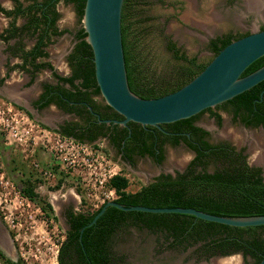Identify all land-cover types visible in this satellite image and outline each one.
Masks as SVG:
<instances>
[{"label": "trees", "instance_id": "trees-1", "mask_svg": "<svg viewBox=\"0 0 264 264\" xmlns=\"http://www.w3.org/2000/svg\"><path fill=\"white\" fill-rule=\"evenodd\" d=\"M10 1V8L0 7V12L9 19L0 32V40L6 44L9 57L17 58L18 62L7 68L5 77L7 71L19 70L26 73L31 82L39 71H50L55 84L42 83V91L33 104L42 108L54 103L78 117V122L65 123L61 129L55 130L57 133L86 143L104 137L130 166L133 154L148 156L160 164L164 157V145L177 146L181 143L192 153L181 170H174L173 173L161 171L134 191L126 190L128 179L124 175H110L104 185L114 193L111 200L123 206L190 207L225 217L264 215L261 168L247 162L242 148L237 149L225 141L210 142L208 132L194 124L198 115L208 112L219 125L221 117L212 110L213 107L188 118L161 123L158 127L142 126L131 121L126 123V127L115 123H97L112 109L105 104L102 108L94 104L93 96L99 91L93 75L91 50L85 41L82 26L75 30V43L66 56L67 75H58L46 60V47L67 31L57 27L59 14L56 4L59 1L71 4L80 21L84 0ZM233 1L227 0L229 3ZM176 3L179 4L173 1L170 5ZM148 6L147 0H122L120 11L126 82L129 90L140 98H155L175 91L199 73L226 44L248 33L227 31L208 38L205 47L210 56L200 59L195 54L187 55L182 51L163 32V25H154V17L146 13ZM18 19L22 22L17 23ZM154 30H157L159 42L168 54L167 59L158 58L149 45L148 36ZM25 41H31V45L26 46ZM263 64L264 54L252 61L240 76L253 72ZM88 105L102 112L96 110L98 116L92 115ZM214 107L226 110L232 121L264 129V79ZM113 117L122 118L115 112ZM20 181L21 195L34 200L37 180L26 176ZM105 201L93 211L64 212L67 228L58 242L57 264H131L123 245L135 241L136 238L130 239L135 233L150 236V243L158 254L188 251L184 260H192L193 263L208 261L214 256L240 254L244 261L247 258L250 260L249 264H258L264 256V224L235 227L188 214L123 211L107 206L88 225ZM40 209L56 219L49 202L42 200Z\"/></svg>", "mask_w": 264, "mask_h": 264}, {"label": "rangeland", "instance_id": "rangeland-1", "mask_svg": "<svg viewBox=\"0 0 264 264\" xmlns=\"http://www.w3.org/2000/svg\"><path fill=\"white\" fill-rule=\"evenodd\" d=\"M148 13L154 17V25L164 26L163 32L171 37L187 55L206 59L210 53L205 44L208 38L227 31L251 32L258 23H264V0H259L254 8L247 0H147ZM178 1L175 5L170 2ZM253 6L252 4H250ZM0 6H11L9 0H0ZM59 29H66L53 39L47 47V61L58 75L68 74L66 54L72 45L70 33L81 24L71 4L59 1L56 4ZM146 9V8H145ZM259 11L255 15L251 10ZM261 10V12H260ZM259 16H256V15ZM0 13V31L6 24ZM22 20L18 19L17 23ZM31 45V41H25ZM149 45L162 60L168 54L159 42L157 30L148 36ZM6 44L0 40V75L5 66L18 62L7 57ZM167 63V62H166ZM55 80L48 69L39 71L29 82L24 72L11 71L0 88V216L7 235L13 240L15 252L10 257L18 264H57L58 242L67 228L64 212L67 210H95L103 200H111L114 193L106 189L104 182L115 173L128 179L127 191H134L147 183L159 172L181 170L192 153L182 144L163 146V161L155 165L147 159L135 160L134 167L121 162L107 142L96 138L86 143L60 135L55 130L64 123L78 122V117L58 110L53 105L34 112L30 101L40 92L41 82ZM94 104L101 107L104 101L100 94L93 96ZM221 117L217 125L208 112L198 115L196 121L209 131L210 142L225 141L235 148H242L250 165L261 168L264 178V129L242 126L232 121L230 114L221 108H212ZM31 111L30 117L26 112ZM33 116V117H32ZM29 176L37 180L34 200H29L19 192L20 179ZM50 203L56 219L47 216L40 209L41 201ZM143 236L146 240H143ZM129 244L123 247L131 264H249L240 254L218 256L193 263L184 260L188 251L156 253L151 237L135 233ZM0 264H6L0 258Z\"/></svg>", "mask_w": 264, "mask_h": 264}, {"label": "water", "instance_id": "water-1", "mask_svg": "<svg viewBox=\"0 0 264 264\" xmlns=\"http://www.w3.org/2000/svg\"><path fill=\"white\" fill-rule=\"evenodd\" d=\"M121 4L122 0H84L81 18L85 41L92 54L93 75L99 94L104 103L122 117L113 122L126 125L131 121L142 126L158 127L161 123L188 118L206 108L214 107L264 79V64L253 72L240 76L252 61L264 54V29H256L226 44L199 73L175 91L155 98L136 96L129 90L126 82L120 36ZM107 206L123 211L188 214L205 221L235 227L264 224V215L225 217L190 207L123 206L114 200H107L88 225ZM258 264H264V256Z\"/></svg>", "mask_w": 264, "mask_h": 264}, {"label": "flooded vegetation", "instance_id": "flooded-vegetation-1", "mask_svg": "<svg viewBox=\"0 0 264 264\" xmlns=\"http://www.w3.org/2000/svg\"><path fill=\"white\" fill-rule=\"evenodd\" d=\"M11 2V1H10ZM11 6H12V2H11ZM10 6V7H11ZM264 6V5H263ZM1 7V6H0ZM2 8H4V7H2ZM9 8V7H8ZM7 8V9H8ZM4 9H6V8H4ZM257 10V9H256ZM256 10H251L250 12L252 13V14H254L255 15V13L257 12H259V11H256ZM264 10V9H263ZM260 12H261V10H260ZM1 13V12H0ZM2 14V13H1ZM59 14V13H58ZM2 16H3V14H2ZM256 16H259L258 14L256 15ZM4 18H6V24H7V22H8V18L7 17H5V16H3ZM59 19V18H58ZM81 21V20H80ZM6 24H5V26H6ZM81 24V23H80ZM4 26V27H5ZM3 27V28H4ZM260 27H264V23L263 22H259L258 23V25H257V29L259 30V28ZM2 28V29H3ZM2 31V30H1ZM0 31V32H1ZM74 32L75 31H73L72 33H70V35H71V38H72V45H71V47H70V49L68 50V53H69V51L71 50V48H72V46L74 45V43H75V40H74V37H73V34H74ZM249 33V32H248ZM2 41V40H1ZM12 41H10V43H11ZM26 43V42H25ZM26 45V44H25ZM26 46H28V45H26ZM5 52L7 53V57H9V54H8V51L7 50H5ZM67 53V54H68ZM67 54H66V56H67ZM65 56V57H66ZM13 65V64H12ZM9 66H11V65H9ZM8 66V67H9ZM6 67V69H5V71H4V73L2 74V75H0V88H2V85H3V83H4V80L7 78V76H8V74L11 72V71H13V70H9V71H7V76L5 77V73H6V70H7V66H5ZM55 71V70H54ZM25 75L27 76V78H28V81H29V77H28V75L25 73ZM36 76V75H35ZM34 76V77H35ZM61 76V75H60ZM4 77V78H3ZM1 78H3V80H1ZM34 79V78H33ZM55 80V79H54ZM55 82L56 81H54L53 83H50V84H55ZM42 83H46V82H41L40 84H39V86H40V92L38 93V95H37V97L35 98V99H33L32 101H30V108L32 109V110H34V112H39L42 108H44V107H46V106H44V107H42V108H38V107H36L34 104H33V102L38 98V96H39V94L41 93V91H42ZM63 87H66L67 88V85L66 84H63ZM48 105H53L54 107H56L58 110H60V111H63L61 108H59L57 105H55L54 103L52 104H48ZM47 105V106H48ZM106 105V104H105ZM87 107H89V108H87L90 112H91V114L93 115H96V116H98V111H100V112H102L100 109H94V108H91L89 105L87 106ZM96 110H98V111H96ZM31 111H29V113H30ZM63 112H65V111H63ZM113 110H112V112L111 111H108V112H106V117H104V119H100L99 121L97 120L96 122L97 123H100V122H103V123H105V124H109V123H115V122H113V120H120L121 118L119 117L118 119H114V117H113ZM32 113V112H31ZM30 113V114H31ZM67 113H70V114H72V115H74L75 117H77L73 112H67ZM104 115V114H103ZM120 116V115H119ZM33 117V116H32ZM104 120H110L109 122H105ZM65 124V123H64ZM63 124V125H64ZM115 124H117V125H119V127H126V125H122V124H120V123H115ZM194 124L195 125H197V126H199V127H201L202 129H205L204 127H202L201 125H199L198 123H197V121L195 120L194 121ZM241 124V123H240ZM63 125H60L57 129H61V127L63 126ZM242 125V124H241ZM242 126H244V125H242ZM247 127V126H246ZM259 127V126H258ZM252 128H254V127H252ZM261 128V127H260ZM263 129V128H262ZM207 132H208V135H209V131L207 130V129H205ZM106 142H107V144H108V140L106 139V138H104V137H102ZM208 138V137H207ZM181 144V143H180ZM114 151H116L115 150V148H113V146H111L110 144H108ZM183 145V144H182ZM184 146V145H183ZM185 147V146H184ZM120 158H121V156H120V154L118 153L117 154ZM139 159H147V160H150V161H152L155 165H159V164H156L155 162H154V160L152 159V158H150V157H148V156H138V155H136V154H133V156H132V160H133V164L130 166L129 165V163H128V161L127 160H122V158H121V162H123V163H125L126 165H128L129 167H134V163H135V160H139ZM158 174V173H157ZM156 174V175H157ZM156 175H154V176H156ZM153 176V177H154ZM152 179V178H151ZM150 181V180H149ZM148 181V182H149ZM10 250L12 251V252H15V248H14V246H13V240L7 235V233L5 232V228H4V225H3V220H2V218H1V216H0V258L1 259H6L7 261H6V264H18L17 263V260L15 259V258H11L10 257ZM214 257H218V256H214ZM214 257H211V258H214ZM211 258H209V259H211ZM4 259V260H5Z\"/></svg>", "mask_w": 264, "mask_h": 264}, {"label": "bare ground", "instance_id": "bare-ground-1", "mask_svg": "<svg viewBox=\"0 0 264 264\" xmlns=\"http://www.w3.org/2000/svg\"><path fill=\"white\" fill-rule=\"evenodd\" d=\"M248 1V6L250 7V8H254L255 6H257V5H255L259 0H247ZM250 4H252L253 6H251ZM256 8V7H255ZM263 154H264V152H263ZM259 157H261V160L260 161H264V156L261 154Z\"/></svg>", "mask_w": 264, "mask_h": 264}, {"label": "built area", "instance_id": "built-area-1", "mask_svg": "<svg viewBox=\"0 0 264 264\" xmlns=\"http://www.w3.org/2000/svg\"><path fill=\"white\" fill-rule=\"evenodd\" d=\"M68 138H70V137H68ZM110 191H112V190H110ZM113 192V191H112Z\"/></svg>", "mask_w": 264, "mask_h": 264}, {"label": "crops", "instance_id": "crops-1", "mask_svg": "<svg viewBox=\"0 0 264 264\" xmlns=\"http://www.w3.org/2000/svg\"><path fill=\"white\" fill-rule=\"evenodd\" d=\"M10 1V0H9ZM10 8V7H9ZM7 9V8H6Z\"/></svg>", "mask_w": 264, "mask_h": 264}]
</instances>
